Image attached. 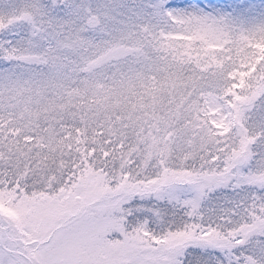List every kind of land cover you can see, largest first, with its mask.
Returning a JSON list of instances; mask_svg holds the SVG:
<instances>
[{
	"label": "snow or ice",
	"instance_id": "1",
	"mask_svg": "<svg viewBox=\"0 0 264 264\" xmlns=\"http://www.w3.org/2000/svg\"><path fill=\"white\" fill-rule=\"evenodd\" d=\"M0 264H264V0H0Z\"/></svg>",
	"mask_w": 264,
	"mask_h": 264
}]
</instances>
